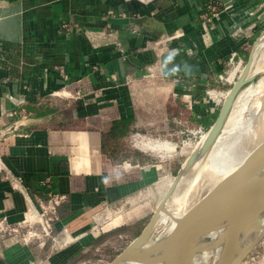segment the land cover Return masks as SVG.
I'll list each match as a JSON object with an SVG mask.
<instances>
[{
  "label": "crops",
  "instance_id": "0c3cea01",
  "mask_svg": "<svg viewBox=\"0 0 264 264\" xmlns=\"http://www.w3.org/2000/svg\"><path fill=\"white\" fill-rule=\"evenodd\" d=\"M263 29L264 0H0V218L45 209L51 191L66 196L59 223L76 226L142 194L159 179L150 152H177L143 142L181 113L205 128L216 120L207 90L227 87ZM29 251L7 243L0 264L73 256Z\"/></svg>",
  "mask_w": 264,
  "mask_h": 264
},
{
  "label": "rangeland",
  "instance_id": "374dc122",
  "mask_svg": "<svg viewBox=\"0 0 264 264\" xmlns=\"http://www.w3.org/2000/svg\"><path fill=\"white\" fill-rule=\"evenodd\" d=\"M263 31L264 29L257 37L261 35ZM263 37L264 33L257 38L254 45L255 49H258V45L261 43ZM245 63L246 62L238 66L232 65L227 69L222 77V81L226 83L227 87L225 89L220 87L211 88L213 97H218L220 91H225V94L230 90L243 71ZM231 74L233 78L230 79ZM263 75L264 72L255 74V78L252 82L255 83L260 76L262 77ZM249 101L247 105L251 106L252 99L250 98ZM222 103L223 100L220 101L218 109H220ZM72 112L73 111H69L68 113ZM245 113L244 116H249L248 109ZM215 118L216 117H212L207 128H205L207 132L201 139H196L194 137L188 139L186 136L179 134L169 136L166 132L160 133V137L157 138L169 140L173 143V146H175L174 149L177 150V152L173 157L168 159L165 158L166 160L164 161H160L159 157L150 152L151 155L149 157L152 158L153 161H156V163L161 164L158 170V181L153 185L143 188L142 194H138L128 201H123L115 205H103L91 211L88 215H85L76 226L71 224L72 220L69 221L70 223L68 222V224L67 221L66 223L64 222V224L63 222L59 223L61 219L56 217L51 210L45 212L44 209H36L40 213V215L39 213L37 214L38 216L35 215L34 212H31L29 215L27 214L26 217L23 214L16 217L0 218V259L6 248V244L16 241L21 247L25 246L28 248L30 250L29 252L36 256V260L62 253L63 251H68V254L73 251V256H71L65 264H108L114 257L125 250L141 233L153 213L161 205L159 203L168 192L172 183L178 178H175V176L178 174L179 170L181 172L184 165L190 163L191 165H189L192 166L193 174L196 175L198 172L200 174L194 184L197 186L195 187V190H197V192L195 191L196 194L194 193L195 195H193L192 201L190 200L191 198L187 199L188 201L190 200V203L186 200L183 201L180 208L181 210H183V208L186 209V207L187 209L192 207L201 196L215 185V176L213 173L205 174L203 170L204 166L208 163V151L207 147L204 146H206L207 143L208 130L215 122ZM141 134L148 137L147 133L144 131ZM132 135L127 138V143L131 145L135 143L134 140L137 138H132ZM201 150H203L204 155L202 159H199L198 156ZM194 151H196V155L193 158L195 162L193 159V161L191 160L192 162H188L187 159ZM194 175H192L193 179ZM188 195L191 196V192H189ZM136 211L141 212L136 218H132L129 221L118 222L124 216ZM161 231L162 226L156 227L147 239L145 245L150 246L157 242L160 239L158 236L161 234ZM41 242L42 245L40 246ZM33 264H36V261ZM241 264H264V237L246 255Z\"/></svg>",
  "mask_w": 264,
  "mask_h": 264
},
{
  "label": "bare ground",
  "instance_id": "6f19581e",
  "mask_svg": "<svg viewBox=\"0 0 264 264\" xmlns=\"http://www.w3.org/2000/svg\"><path fill=\"white\" fill-rule=\"evenodd\" d=\"M252 55V65L249 71L250 76L264 72V37L261 39L258 49H255V46H253ZM228 92L224 94V98L228 95ZM250 98L252 99V104L248 106L247 103L250 102ZM247 109L249 116L246 117L244 115ZM263 142L264 75L262 77L260 76L255 83L251 82L246 84L239 91L215 140L209 147L204 146L207 147L208 151V163L203 169L205 174L213 173L215 176V184L218 183L235 171ZM138 145L140 144L138 143ZM142 147L145 150L152 149L161 151L166 156L175 146L170 141L157 140L151 143L143 142ZM203 153V150H201L198 156L199 159L203 158ZM193 160L195 162V159ZM189 164L184 165L183 168L181 167L182 170L176 179L172 193L157 208V219L155 220L151 233L156 227L162 226L161 234L158 236L160 239L150 246L143 245L140 248L134 249L131 252L133 257L144 256L148 251L160 248L178 220L188 210L187 207L186 209L183 208V210L180 208L183 201L186 200L188 203H190V200L192 201L193 195L197 192L195 190L197 186L194 184L200 174L198 172L194 175L192 166ZM192 175H194V179ZM253 177H264V167ZM255 185H258V181L240 179L237 185L229 191L227 196L219 202L213 215L207 220V227L193 239L196 248L192 264H223L225 257L229 253L232 252L235 256L240 255L247 244L255 242L264 233V210L258 214V217L261 219L260 226L255 225L254 220L240 226L237 223L235 224L237 214L252 195L256 187ZM189 192H191V196L188 195ZM188 198L191 199L188 201ZM34 214H38L37 210L34 211ZM160 256V252H155L147 255L148 262H136L125 259L121 263L163 264L157 260Z\"/></svg>",
  "mask_w": 264,
  "mask_h": 264
},
{
  "label": "water",
  "instance_id": "95a60500",
  "mask_svg": "<svg viewBox=\"0 0 264 264\" xmlns=\"http://www.w3.org/2000/svg\"><path fill=\"white\" fill-rule=\"evenodd\" d=\"M263 33H261V35ZM257 38L252 45L248 59L243 67V71L240 73L234 85L230 88L228 95L223 100L217 119L208 130V138L206 143L207 147L212 144L217 134L220 132L239 91L246 84L251 83L255 78V76L249 75V71L252 65L253 46L255 45ZM195 155L196 151H194L189 156L187 161H191ZM263 167L264 142L259 147H257V149H255L251 155L237 169H235V171L213 185L203 196L200 197V199H198V201L192 207H190L182 215L160 248L152 249L144 256L140 255L133 257L131 254L134 249L145 245L147 239L149 238L155 220L157 219L156 209L148 223L145 225L136 239L131 243V245L114 257L108 264H122V260L125 259L136 262H148L147 255L153 254L155 252L161 253L160 258L157 260L161 261L163 264H192L193 255L196 248L193 243L194 237H197L207 227V220L211 215H213L219 202L227 196L229 191L237 185L240 179H248L255 182L258 181V185H255L256 187L252 195L248 198L243 208L237 214V217L235 218V224L237 223V225L240 226L244 223H249L251 220H254L255 225L260 226L261 219L258 217V214L264 210V177L253 176H255ZM179 173L180 170L175 178L179 176ZM175 184L176 181L172 183L168 192L159 204L163 203L165 199L172 193ZM263 237L264 233L260 235L255 242L247 244L240 255L235 256L234 253H229L225 257L223 264H241L246 255L260 242Z\"/></svg>",
  "mask_w": 264,
  "mask_h": 264
},
{
  "label": "built area",
  "instance_id": "2783aa9c",
  "mask_svg": "<svg viewBox=\"0 0 264 264\" xmlns=\"http://www.w3.org/2000/svg\"><path fill=\"white\" fill-rule=\"evenodd\" d=\"M232 65L235 66V64L233 63ZM238 66V65H237ZM211 89L207 90L208 94H211ZM224 92L225 91H220L219 92V96H218V100L219 102L224 100ZM170 126L168 131L166 132L167 135L169 136H174V135H182V136H186L188 139H190L191 137L194 138H200L207 132L205 127L203 125H198V124H194L192 123L188 117H186L183 113L173 117L171 119L170 122ZM142 136V134L140 133H135L134 135H132V138L134 137H140ZM143 137H145L143 135ZM127 167L131 166V163L128 162ZM11 180L13 182H16L19 184V182L21 181L20 177H16L11 175ZM49 203L47 205V207L44 209V211H48L51 210L52 213L55 214V216L57 215V208L59 205H61V203H63L66 200V196L62 195V194H58V193H54L49 191ZM107 206V205H106Z\"/></svg>",
  "mask_w": 264,
  "mask_h": 264
}]
</instances>
